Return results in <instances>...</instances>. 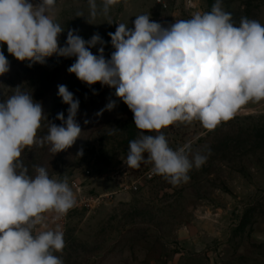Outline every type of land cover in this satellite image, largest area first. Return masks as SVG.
Here are the masks:
<instances>
[{"label":"rangeland","instance_id":"374dc122","mask_svg":"<svg viewBox=\"0 0 264 264\" xmlns=\"http://www.w3.org/2000/svg\"><path fill=\"white\" fill-rule=\"evenodd\" d=\"M192 3L189 8L187 0H169L164 8L156 0H121L107 17L91 19L87 0H56L55 21L64 29L58 44L66 45L70 29L86 41L98 33L105 41L103 55L110 59L115 48L108 33H114L119 23L134 28L137 16L148 15L169 27L195 12H210L216 0ZM221 3L236 26L241 18L264 25V0ZM100 47L97 44L90 51L100 55ZM0 51L8 61L16 59L6 44H0ZM75 59L53 54L44 63L10 65L0 75V101L19 87L41 103L44 118L38 137L48 133L50 122L62 124L56 119L58 113L67 118L69 105L58 96L59 85L67 86L79 100L76 121L81 133L71 147L53 154L47 143L33 145L20 158L29 175L35 176L34 166L43 167L50 178H66L75 194L76 204L57 222L65 247L54 254L63 264H264V100L242 106L213 130L198 120L162 129L173 150L190 144L193 154L206 156L201 167L188 173L186 183L173 186L160 175H150L151 163L128 168L124 159L129 141L140 133L133 113L114 87L99 82L89 86L68 72ZM113 102L109 110L107 105ZM221 127L235 136L253 131L255 138L234 139L230 144L235 149H212ZM109 128L117 130L109 135ZM80 150L83 155H78Z\"/></svg>","mask_w":264,"mask_h":264},{"label":"clouds","instance_id":"9594fccd","mask_svg":"<svg viewBox=\"0 0 264 264\" xmlns=\"http://www.w3.org/2000/svg\"><path fill=\"white\" fill-rule=\"evenodd\" d=\"M87 3L89 17L95 19L101 14L107 17L121 0ZM187 6L194 7L192 0H187ZM55 10L56 0L35 4L0 0V44H6L18 61H29V66L44 63L53 54L76 57L68 72L89 86L99 82L114 87L140 130L129 141L124 159L128 168L151 163L152 174L173 186L186 183L188 173L201 167L206 156L193 154L190 144L173 150L161 130L193 120L213 130L242 106L264 100V25L241 18L236 26L221 0H216L210 12H195L169 27L148 15L137 16L134 28L119 23L114 33H108L115 48L110 59L103 55L105 41L98 33L86 41L70 29L66 45L60 47L58 37L64 29L55 21ZM97 44L100 55L90 51ZM9 68L0 51V75ZM58 96L69 105L67 118L58 113L56 119L62 124L50 122L43 137L37 136L43 108L32 95L17 87L0 101V264H63L54 254L65 247L57 222L76 204L75 194L66 178H50L40 166H34L36 174L31 176L20 159L26 147L47 143L57 154L80 136L79 100L65 85L58 86ZM113 107L114 102L107 105L109 110ZM116 130L109 128L108 134Z\"/></svg>","mask_w":264,"mask_h":264},{"label":"trees","instance_id":"16d2710c","mask_svg":"<svg viewBox=\"0 0 264 264\" xmlns=\"http://www.w3.org/2000/svg\"><path fill=\"white\" fill-rule=\"evenodd\" d=\"M9 64L10 65H18L20 67L24 66L25 62L24 61H18L17 59H13L12 61H9ZM223 127H221L220 129L217 130L218 133H222L220 137H218L217 139H215V141H217V144L214 145L212 144L211 145V148L212 149H216V148H219L220 146L225 148V149H230V148H234L235 149V146L234 147H231L232 144L230 143H234V139H238L239 141H241V138H243V136L245 138H250L253 139V137L255 138V136L253 135L254 132L253 131H249V132H252L248 134L247 133H241V134H238V135H231L230 133L228 132H223ZM247 134V136H246ZM246 140L244 139L242 142H245Z\"/></svg>","mask_w":264,"mask_h":264},{"label":"built area","instance_id":"2783aa9c","mask_svg":"<svg viewBox=\"0 0 264 264\" xmlns=\"http://www.w3.org/2000/svg\"><path fill=\"white\" fill-rule=\"evenodd\" d=\"M168 1L169 0H156V2L160 5V6H162V7H164V8H167L168 7ZM150 175L151 176H154V174H152V172L150 171ZM137 188V187H136Z\"/></svg>","mask_w":264,"mask_h":264}]
</instances>
